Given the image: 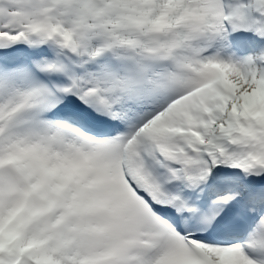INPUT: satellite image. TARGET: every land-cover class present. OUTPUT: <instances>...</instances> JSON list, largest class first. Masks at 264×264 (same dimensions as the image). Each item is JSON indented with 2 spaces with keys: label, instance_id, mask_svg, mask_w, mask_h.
Returning a JSON list of instances; mask_svg holds the SVG:
<instances>
[{
  "label": "snow or ice",
  "instance_id": "1",
  "mask_svg": "<svg viewBox=\"0 0 264 264\" xmlns=\"http://www.w3.org/2000/svg\"><path fill=\"white\" fill-rule=\"evenodd\" d=\"M0 264H264V0H0Z\"/></svg>",
  "mask_w": 264,
  "mask_h": 264
}]
</instances>
